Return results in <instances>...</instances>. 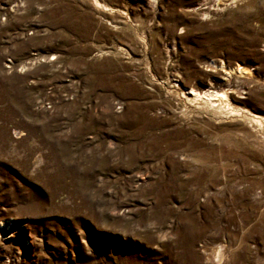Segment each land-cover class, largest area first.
I'll return each mask as SVG.
<instances>
[{
    "label": "rangeland",
    "instance_id": "374dc122",
    "mask_svg": "<svg viewBox=\"0 0 264 264\" xmlns=\"http://www.w3.org/2000/svg\"><path fill=\"white\" fill-rule=\"evenodd\" d=\"M0 264H264V0H0Z\"/></svg>",
    "mask_w": 264,
    "mask_h": 264
},
{
    "label": "bare ground",
    "instance_id": "6f19581e",
    "mask_svg": "<svg viewBox=\"0 0 264 264\" xmlns=\"http://www.w3.org/2000/svg\"><path fill=\"white\" fill-rule=\"evenodd\" d=\"M237 72L240 74V73H242V70L241 69H237ZM217 94H218V92H215V93L204 92V93H202V95L205 98L215 97V98H217L218 101H222V99L225 97V95L223 93H222V95H217ZM199 95L200 94H198V96ZM210 99H212V98H210ZM253 118L258 120V121L262 120V118L258 117V116L257 117H253Z\"/></svg>",
    "mask_w": 264,
    "mask_h": 264
}]
</instances>
